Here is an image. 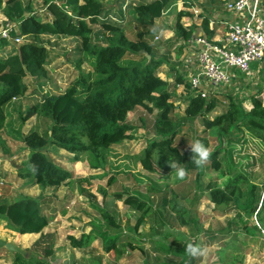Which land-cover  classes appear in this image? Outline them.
<instances>
[{"label":"trees","instance_id":"1","mask_svg":"<svg viewBox=\"0 0 264 264\" xmlns=\"http://www.w3.org/2000/svg\"><path fill=\"white\" fill-rule=\"evenodd\" d=\"M41 1L45 14L36 11L32 2L0 0L4 17L18 24L19 36L25 39L15 45L13 53L0 58V114L14 99L26 96L27 78L38 86H46L51 80L50 51L41 41L43 35L80 39L79 64L87 62L92 71H81L65 91L47 93L28 108L24 121L36 118L44 128L38 127L23 136L31 167L19 176L31 180L32 186L58 189L71 184L73 174L49 158L50 149L55 147L74 155L75 163L88 159L94 168L105 167L112 175L117 171L127 173L138 184H147L145 188L133 187L125 189V195H117L125 206L140 214L134 224L120 212L113 215L107 208L97 207L101 217L96 218L91 231L75 244L81 247L101 240L108 261L117 263L126 253L143 252L142 244L155 243V237H161L167 243L161 248L157 246L154 258L143 264H194L196 259L186 252V245L194 243L201 247L199 240L203 234L216 241L227 237L238 239L237 232L262 237L264 188L253 182L255 176L250 171V168L255 170L259 160L252 157L250 161L251 157L246 155L249 160L245 162L239 156L251 145L264 156L263 100L252 96L249 99L252 108L246 110L245 101L224 92L235 83V77L231 85L219 87L205 98L190 92L187 107L178 114L169 82L157 74L166 59L158 55L160 44L154 43L161 31L155 26L156 20L176 9L178 2L188 6L191 0H146L133 6L131 11L138 27L135 41L127 37L122 21H112L114 7L101 0ZM189 16L183 10L177 13L174 31L178 40L193 36L194 31H188L182 24ZM204 25L209 34L208 21ZM254 66L256 69L257 65ZM263 88L261 84L259 92ZM219 96L224 99H218ZM220 105H223L222 111L212 119L210 115L218 112ZM138 109L145 112L140 120L150 139L136 160L123 155L115 146L136 139L129 117ZM197 120H201L204 134L217 141L210 153L211 140L196 136L195 141L199 140L209 149L208 165L197 166L192 162L191 150H185V142L177 140L181 130L195 125ZM137 161L147 173L136 171ZM173 164L186 170L183 179L178 178L176 169L171 167ZM208 170L224 178V183L220 185L212 178L205 181ZM190 174L195 176L193 187L187 182ZM172 176L178 189H172L167 180ZM82 182L86 179L78 180L81 186ZM81 192L93 197L83 186ZM205 196L225 215L235 213L224 230L226 237L204 231L199 203ZM47 202L40 197H25L12 204H1L0 216L9 220L17 233L40 234L50 224L43 208ZM152 216H161L160 221L155 220L158 227H152L147 234L140 232ZM124 220L126 227H122ZM175 222L186 230L182 238L174 233L178 230ZM50 238L51 235L41 233L36 249ZM42 253L39 258L34 252L28 258L15 254L13 264H50L54 258L52 247L43 246ZM222 254L228 256V250L223 248Z\"/></svg>","mask_w":264,"mask_h":264},{"label":"rangeland","instance_id":"2","mask_svg":"<svg viewBox=\"0 0 264 264\" xmlns=\"http://www.w3.org/2000/svg\"><path fill=\"white\" fill-rule=\"evenodd\" d=\"M23 1L32 2V6L36 11L45 14L46 9L41 0ZM101 1L114 7L111 13L116 20L112 19V21H117V19L122 21V25H126L124 26V30L127 37L133 41L137 40L138 27L130 14L129 8L135 6L138 1L140 3L143 0H135V4L131 3L126 8L121 6L122 0ZM190 3L193 7L200 8L197 3L194 4V1H190ZM178 9L185 10L187 8L184 7L183 9L181 6H177L175 10L173 9L168 14L164 15L163 18L158 19L157 22L168 27H174L176 10ZM0 15L4 16L3 10L1 9ZM94 29L98 30V27L94 26ZM167 35L168 33L163 34L160 37L158 36V39H154V43H162L163 49L160 50V53L163 54L166 52V55L172 63H180L181 59H183L182 56L178 55V57H175V55H173V50L176 49H172L171 47H169L171 48L169 49L163 42L164 37L166 38ZM23 41H25V39H22L20 44L23 43ZM41 41L50 51L51 62L48 69L51 80L46 86H38L33 83L31 78H27L26 83L29 86V91L26 96L12 101L7 107H4L3 113L0 114V205L12 204L25 197H40L42 201H48L43 208L44 213L50 217V224L41 233L49 234L52 237L44 240L43 243V246L52 247L54 251V258L50 259V264H143L145 261H151L154 258V253H156L155 250L158 247H163L164 244L167 243L161 237H155V243L149 241L142 244L145 249L143 252L137 250L129 252V254L126 253L124 258L119 260L118 263L108 261L101 240H94L89 245L86 244L81 247L75 244V241H81L82 236L91 231L92 223L96 221V218L101 217L97 207L107 208V210L112 212L113 215L114 213L117 215L120 212L124 217H129L130 221L134 224L140 217V214L125 206L123 201L118 200L117 195H125V191L133 187L145 188L147 185L146 183L138 184L133 176L128 175L127 173H119L117 171V174L114 173V175H112L113 173L111 174L105 167L94 168L91 160L88 159L75 163V161H73L74 155L69 154L66 150L57 149L55 147L50 149L49 158L58 166L73 174V182L71 184L62 186L58 189L32 186L31 180H25L19 176L21 172L31 167L29 162L30 152L27 151V148L23 143V136L38 127L41 129L44 128L43 123L39 122L36 118L26 122L24 121L28 108L41 100L47 93L60 94L65 91L78 78L81 71H85L86 73L92 71V68L87 62L82 63V65L79 64L82 57V53L80 52V39L76 37L43 35ZM14 48V44H12V46L9 45V47L6 48L10 53H4L5 49L0 48V58L9 56L13 53ZM160 72L163 74L169 72L172 81H176V68L162 67ZM261 75H263V72ZM173 82L169 81V89L170 92L173 93L172 101L175 103L176 112L181 114L187 107V100L193 91L186 86L181 88L175 87ZM235 83L236 84L231 85L228 90H225L224 92L232 93L235 97H239L241 100L245 101L243 104L246 110L252 108V103L249 101L252 96H256L264 102V88L262 92H259L260 85H264V80L260 78L259 74H250L246 77L239 75L236 77ZM220 91H222V89ZM218 99L223 100L224 98L219 96ZM220 107L221 108L218 112L210 115L212 119L220 114L223 105H220ZM144 113L143 109H138V111L132 113L129 117L131 124L135 128L134 134L136 139L115 146L123 155H130L131 157H135L136 160H138V157L149 145L150 135L147 134V130L142 126L143 122L140 120L141 115ZM197 135H200V137H208L209 140H211V153L217 145V141L211 136L204 134V127L202 126L201 120H197L195 125L185 126L181 130V134L177 140L185 142V150H191L190 144L195 142ZM246 155L251 157L250 161L252 160V157H256L259 160L255 170L250 168V171H252L255 176L253 182L258 187L264 188V156H262L252 145L248 148L246 147L239 158L247 162L249 159L245 158ZM205 163L208 165V161ZM136 171L147 173L142 169V166L138 161ZM208 172L209 174L206 175L204 179L205 181L214 179L220 185L224 183V178L219 177V175L212 170H208ZM114 177H116L115 180H113ZM155 178H157V176H155ZM80 179H86V182H82V186L85 187L87 191H90L93 197L89 198L85 196L84 192H81L82 186L78 183V180ZM194 179V175H188L187 182L192 187L195 186L193 185ZM167 180L170 181L172 189H178L173 176ZM184 203L189 205L188 202L182 201V204ZM199 215L204 231L207 232L209 230L216 232L227 229L228 221L230 222L234 219L235 213L225 215L222 212V209L215 208L208 197L205 196L204 198L202 197L199 203ZM157 219L160 221L161 216L158 218H153L152 216V219H147L146 223L141 227V232H151L152 227H158V221H155ZM123 223L122 227H126L127 221L124 220ZM177 225L178 224L175 222L174 226H176L178 230H175L174 233L182 238L184 230ZM41 233L25 235L17 233L14 231V228L11 227L9 220L0 216V238H8L10 240L9 242L23 249L25 251L24 258H28V255L31 252H34V255L37 258L43 256V246H39L37 249L35 246L36 242L41 238ZM259 238L260 237H255L256 243L250 245L251 250H253L252 258L253 255H256L254 260H257V257L259 256H264V244L260 243ZM227 240L229 241L230 239ZM200 245L205 250L202 255L203 260L207 259V261L209 260V263L216 258L217 251H220L221 249L220 244L213 242L211 239L204 236H201L200 238ZM243 251L245 250L241 249V252ZM9 255H13V253H5V256ZM202 264H207V262L204 261ZM257 264H264V260L257 261Z\"/></svg>","mask_w":264,"mask_h":264},{"label":"built area","instance_id":"3","mask_svg":"<svg viewBox=\"0 0 264 264\" xmlns=\"http://www.w3.org/2000/svg\"><path fill=\"white\" fill-rule=\"evenodd\" d=\"M177 6L190 8L195 14L199 12L191 3L186 6L184 2H178ZM227 10L243 15L245 20L243 23H226L227 33L223 40L213 41L195 35L189 40L193 46L201 47L198 54L199 71L190 78L189 86L203 98L211 93L209 88L231 85L236 77L234 70L247 76L254 65L264 62L263 0H235L227 4ZM21 40L18 24L0 15V48L7 50L9 45L20 44Z\"/></svg>","mask_w":264,"mask_h":264},{"label":"crops","instance_id":"4","mask_svg":"<svg viewBox=\"0 0 264 264\" xmlns=\"http://www.w3.org/2000/svg\"><path fill=\"white\" fill-rule=\"evenodd\" d=\"M134 1L135 0H122L121 6L123 7L125 5L129 6V4L131 3L135 4ZM144 1L146 0H143L141 2H144ZM191 1H194V4L197 3V5L200 6L199 9L197 8L199 12L198 14H195L189 10L190 8L183 10L185 12H189L191 16L184 18L182 20V24L184 25L186 29H188V31L189 30L194 31L192 35L202 36V37H205L213 41H221L225 38L226 33H227L226 23H243L245 20L243 15L227 10V4L235 0H191ZM129 9H130V14L132 15V18L135 20V17L133 16V12L131 11L132 7H130ZM172 10H169L164 15L168 14ZM179 11L180 10L178 9V12ZM178 12L176 10V16ZM163 16L161 18H163ZM205 21H208L209 34L208 32L205 31V25H204ZM155 26L161 30L160 32L156 34L157 36L155 38H159L161 35L168 33L167 37L166 38L164 37L163 42L167 45L168 48L171 47L172 49H176V50H173V55H175V57H178V55L179 56L181 55L183 58L181 59L180 63H172V61L166 55V52L163 54L160 53V50H162L163 48H162V43L158 42L160 44L158 55L162 58H165L166 62L159 68L157 74L162 79L166 80L167 82L169 81L173 82L171 78V74L169 72H166L165 74H163L160 72V70L162 67L174 68V69L176 68L177 78H176V81L173 82L174 86L181 88L183 86L190 85L189 84L190 78H192L199 71L198 54L201 51V47L199 45L193 46L191 43H189L190 39L178 40L173 26L168 27L166 25L159 24L157 20H156ZM7 50H5L4 53L6 52L10 53V51H7ZM254 67H256V65ZM258 68H261L262 70ZM263 69H264V62L261 65H257L256 69L253 68L251 74H259L260 78L263 80L264 79ZM233 72L235 73L236 77L241 75L236 70H234ZM262 72H263V75H261ZM209 90H211V93H212L216 89L209 88ZM193 94L195 93L193 92ZM18 99H14L13 101L18 100ZM189 99L190 97L188 98V100ZM183 230L186 233V230L185 229ZM143 233L147 234L148 232L146 231ZM215 233L221 234L222 237H226L225 236L226 233L224 232V230L216 231ZM262 233H263V236L260 237L259 240L261 244H264V230L262 231ZM237 235H238V239H231L227 237L225 240L216 241L210 238L209 236L207 235L205 236L203 234L202 236L207 237L211 239L213 242H217L218 244H220L221 247L220 246L219 247L221 249L220 251H217L216 258L212 260L210 263H209V260L207 261V259L203 260L202 255H198V256H195L196 261L194 264H200V263L202 264V262L204 261H206L207 264H257V261L264 260V256L257 257V260H254V258H256V255H253V258H252L253 250H251L250 245L252 243H256L255 237L257 236H253L250 234L246 235L243 232L242 233L237 232ZM227 239H230V240L228 241ZM4 240L10 241L8 238ZM199 244H200V240H199ZM223 248L228 250V256H224L222 254ZM241 249L245 251L241 252ZM5 253H9V251H7L6 249H0V264H13L14 255L16 253H13V255H9V256H5Z\"/></svg>","mask_w":264,"mask_h":264},{"label":"clouds","instance_id":"5","mask_svg":"<svg viewBox=\"0 0 264 264\" xmlns=\"http://www.w3.org/2000/svg\"><path fill=\"white\" fill-rule=\"evenodd\" d=\"M192 152V162L197 166L203 165L209 157V149L199 140L190 144ZM172 168L176 169V175L178 178L183 179L186 175V170L182 167H178L176 164L171 165ZM204 249L194 243H188L186 245V252L191 256L195 257L204 254Z\"/></svg>","mask_w":264,"mask_h":264},{"label":"water","instance_id":"6","mask_svg":"<svg viewBox=\"0 0 264 264\" xmlns=\"http://www.w3.org/2000/svg\"><path fill=\"white\" fill-rule=\"evenodd\" d=\"M150 58V56H148ZM0 249H6L7 251L11 252V253H16V254H20L22 256H24L25 251L23 249H21L20 247H18L17 245L1 239L0 238Z\"/></svg>","mask_w":264,"mask_h":264}]
</instances>
